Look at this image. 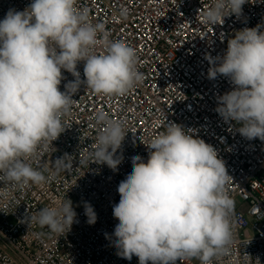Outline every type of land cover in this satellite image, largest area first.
<instances>
[{"label": "clouds", "instance_id": "clouds-1", "mask_svg": "<svg viewBox=\"0 0 264 264\" xmlns=\"http://www.w3.org/2000/svg\"><path fill=\"white\" fill-rule=\"evenodd\" d=\"M77 0H32L23 10L10 9L0 20V175L4 183L40 185L47 178L26 161L65 131L62 117L81 84L97 95L124 96L143 79L135 49L112 40L102 23H93ZM248 0H214L205 12L213 25L225 10L237 17ZM127 13L121 11L126 19ZM229 16V15H228ZM102 47L96 52L97 46ZM84 62L81 80L77 65ZM210 79L226 77L233 89L218 97L216 112L239 125V134L264 141V31L261 25L237 31L222 57L210 58ZM62 70L75 79L60 90ZM91 162L118 169L117 150L125 139L119 120L102 110ZM148 158H131L132 171L117 188L113 243L122 258L139 264H176L185 258L212 264L232 243L230 214L234 201L225 191L232 177L217 150L171 123L145 144ZM65 154L53 167L67 170ZM89 225L94 208L84 203ZM72 201L42 208L30 219L50 232L70 230L76 220Z\"/></svg>", "mask_w": 264, "mask_h": 264}, {"label": "built area", "instance_id": "built-area-1", "mask_svg": "<svg viewBox=\"0 0 264 264\" xmlns=\"http://www.w3.org/2000/svg\"><path fill=\"white\" fill-rule=\"evenodd\" d=\"M32 0H0V20L10 10L23 11ZM214 0H77L93 23H102L112 40H122L137 53L143 79L124 96L97 95L81 84L72 96L70 112L62 117L65 131L41 147L26 162L43 172L47 181L26 186L0 181V264H139L117 254L112 235L118 220L113 205L119 183L132 171L131 158L146 161L145 144L166 132L171 123L182 126L194 138L212 145L232 177L225 187L234 201L230 214L232 243L227 254L212 264H264V141L242 137L234 121L217 112L218 97L233 89L226 77L208 76L210 58L222 57L227 43L245 27L261 25L264 0H248L240 16L225 10L213 25L205 12ZM127 13L126 19L121 11ZM229 15V16H228ZM101 46L95 51L101 52ZM84 62L77 65L81 80ZM60 90L73 81L62 70ZM122 123L125 139L116 156L118 169L91 162L101 125L96 113ZM65 154L69 167L57 171L53 163ZM3 177L0 175V180ZM72 201L76 220L70 230L50 232L34 220L42 208ZM97 215L89 225L84 203ZM176 264H200L185 258Z\"/></svg>", "mask_w": 264, "mask_h": 264}]
</instances>
